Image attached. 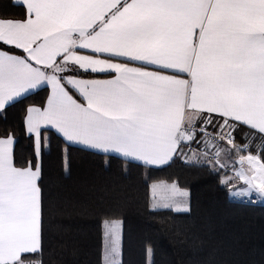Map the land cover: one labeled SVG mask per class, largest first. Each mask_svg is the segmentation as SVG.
Segmentation results:
<instances>
[{"label":"snow or ice","instance_id":"obj_1","mask_svg":"<svg viewBox=\"0 0 264 264\" xmlns=\"http://www.w3.org/2000/svg\"><path fill=\"white\" fill-rule=\"evenodd\" d=\"M11 5L23 14L0 10V115L48 95L24 110L30 158L17 160L15 129L0 134V264H49L47 220L78 214L46 199L49 129L106 163L111 154L145 168L179 161L216 177L230 198L264 200V0ZM145 179L150 215L191 212L187 187ZM123 225L115 214L102 219V264H123ZM145 253L154 264L150 244Z\"/></svg>","mask_w":264,"mask_h":264},{"label":"trees","instance_id":"obj_2","mask_svg":"<svg viewBox=\"0 0 264 264\" xmlns=\"http://www.w3.org/2000/svg\"><path fill=\"white\" fill-rule=\"evenodd\" d=\"M0 10L13 17L23 14L11 0H0ZM47 95L44 88L0 115V134L15 129L18 161L32 153V140L22 123L24 110L28 105H42ZM47 135L50 143L42 160L46 199L57 206L71 203L78 212L71 218L53 215L47 220L49 264H102L101 221L111 214L124 221L123 264H147L149 244L154 264H264V201L230 198L216 177L179 161L170 167L145 168L109 155L106 163L101 153L66 144L52 130ZM145 177L171 178L187 187L191 212L150 215L145 209Z\"/></svg>","mask_w":264,"mask_h":264},{"label":"crops","instance_id":"obj_3","mask_svg":"<svg viewBox=\"0 0 264 264\" xmlns=\"http://www.w3.org/2000/svg\"><path fill=\"white\" fill-rule=\"evenodd\" d=\"M49 130H52V131H54L55 132V130L54 129H49ZM56 133V132H55ZM59 135V134H58ZM60 136V135H59ZM61 137V136H60ZM62 138V137H61ZM63 139V138H62ZM64 140V139H63ZM70 145H72V144H70ZM74 146H78V147H81V146H79V145H74ZM82 148V147H81ZM93 152H95V151H93ZM97 153H99V152H97ZM102 154V153H101ZM111 155H115V154H111ZM115 156H118V155H115ZM119 157V156H118ZM121 158V157H120ZM123 159V158H122ZM133 162H136V161H133ZM136 163H139V162H136ZM139 164H141V163H139ZM152 168H156V167H152ZM161 168V167H160ZM258 202V201H257Z\"/></svg>","mask_w":264,"mask_h":264},{"label":"rangeland","instance_id":"obj_4","mask_svg":"<svg viewBox=\"0 0 264 264\" xmlns=\"http://www.w3.org/2000/svg\"><path fill=\"white\" fill-rule=\"evenodd\" d=\"M238 199V198H237ZM242 200H246V199H242ZM264 200H262V202H263ZM257 202V201H256ZM259 202H261V201H259Z\"/></svg>","mask_w":264,"mask_h":264},{"label":"built area","instance_id":"obj_5","mask_svg":"<svg viewBox=\"0 0 264 264\" xmlns=\"http://www.w3.org/2000/svg\"><path fill=\"white\" fill-rule=\"evenodd\" d=\"M237 199V198H236Z\"/></svg>","mask_w":264,"mask_h":264}]
</instances>
